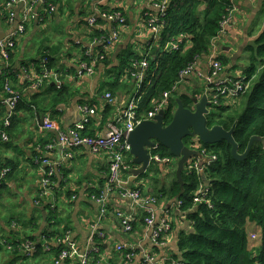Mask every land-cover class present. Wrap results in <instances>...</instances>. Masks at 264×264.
Listing matches in <instances>:
<instances>
[{"label":"crops","instance_id":"0c3cea01","mask_svg":"<svg viewBox=\"0 0 264 264\" xmlns=\"http://www.w3.org/2000/svg\"><path fill=\"white\" fill-rule=\"evenodd\" d=\"M5 1L0 0V41L7 39L15 28V22H9L7 19ZM24 1L29 4L31 0ZM55 5L56 10L48 11L47 14L44 12L39 21L29 22L24 33L17 37L12 58L15 62L12 71L15 74L10 73L11 75L5 78V82H9L18 90L33 108L30 110L27 106H21L18 111L15 110L14 127L8 132V140L0 139V168L4 167L7 161L12 162L9 166L11 173L6 176L0 187V237L22 240L29 233L36 236L35 241L38 243L45 241L43 231L46 228L48 210L43 204L47 201L56 207L55 220L58 226L56 223L55 226L61 233H69L71 239L81 248L89 243L99 246L95 263L122 264L121 252L116 250L118 244L133 247L136 260L141 259L145 253H153L156 258L164 261L165 258L178 254L179 235L193 231L192 222L177 205V198L161 196L155 188L161 184L169 185L174 165L151 164L150 171L137 177L132 174L133 166L131 172H126L125 185L128 188H136L142 194L156 199L150 204L155 219L167 215L171 222L170 229L164 236L165 245L156 247L151 242L149 230L138 218L142 212L135 214L132 231L124 230L118 212L120 211L122 216L130 215L137 208L130 198L120 197L116 190L108 193L107 212L100 218V205L91 195L104 193L109 167L108 156L104 152H92L87 146L61 150L57 131L42 128L43 119L40 118L41 115L49 116L57 122L60 130L66 131L82 119L83 114L79 106L87 105L94 108L95 112L89 115L85 133L90 136L105 133L108 123L120 110L125 109L135 94V78L127 75L124 69L136 67L135 61L154 56L162 46L155 38L157 35H154L145 22V15L157 13L155 0H56ZM23 7V3L15 7L17 19ZM107 10H117L124 16L125 25L119 27V39L107 51L104 58L107 62H98L90 75L78 74V65L83 53L88 48H96L92 46L95 32L109 34L115 27L114 22L101 16ZM92 18L95 19L93 24L90 23ZM263 28L264 0H238L237 10L230 25L223 33L211 39L213 45L210 54L215 52L216 55L223 54L230 59L229 64L222 66L220 77L236 76L241 72L245 64L240 60L247 57L248 47L253 44ZM41 44L49 46L48 53L54 59L51 71L58 74L61 83L71 86L72 89L66 102L53 107L44 104L47 102L45 100L48 93L44 92L43 88H35L32 85L35 78L32 74H38L33 61L38 57ZM165 45L172 44L168 42ZM128 52H133L135 57H130L129 66L119 71L120 60L125 58ZM211 55L197 57L195 66L200 75L186 77L177 85L175 94H190L199 87H202L204 93L208 91L205 78L210 68ZM20 60L27 62V65L20 64ZM8 63L0 55V70L7 67ZM118 71L120 75L115 80L114 75ZM27 72H30V75H24ZM106 92L114 96L113 103L103 98ZM41 93L44 95H40ZM4 96V90L0 86V99ZM6 111L5 106L0 107V114L4 113L0 116V122ZM39 159H47V164H42ZM50 166L55 168L53 190L48 197H40L39 181L42 171ZM202 182L203 186H206L203 179ZM40 200H43L41 204ZM21 218H31L32 225L35 226L23 228L17 222ZM97 232H101L103 236H98ZM41 243L37 249L30 252L14 247L12 251L1 249L0 264H54L55 255L52 251L56 244L52 241L48 245ZM94 257L92 256V259ZM63 264L75 262L68 260Z\"/></svg>","mask_w":264,"mask_h":264},{"label":"trees","instance_id":"16d2710c","mask_svg":"<svg viewBox=\"0 0 264 264\" xmlns=\"http://www.w3.org/2000/svg\"><path fill=\"white\" fill-rule=\"evenodd\" d=\"M55 3L56 0H43L38 4L37 9H35H39L38 17L34 21H39L44 12L47 14L52 6H55L56 10ZM229 5V0L168 1L166 22L161 29L159 41L162 46H160V50L155 52L154 56L147 57L148 65L142 71L143 78L138 93L137 117L146 115L154 104L162 100L164 92L169 91L178 80V72L182 68L195 62L197 57L210 56L211 39L218 33L219 23L226 15V9ZM101 35L104 34L95 32V38ZM172 40L177 47L169 48V45H165ZM15 46L8 49V66L0 70L2 90H4L5 78L15 74L12 71L15 63L12 61ZM48 48L49 46L44 44L38 48V57L33 61L36 70H38L37 73L42 69L41 63L44 57L48 59V68L51 69L52 63H54V59L48 53ZM99 49L97 50L99 51ZM92 57L93 54L83 53L80 62L89 63ZM130 57H135L133 52H128L125 58L120 60L119 71L129 66ZM214 59L219 61L223 67L230 62V59L223 54L217 55ZM100 62H107V60L104 59ZM19 63L27 65V62L22 60ZM125 70L127 75H131L132 72L136 71V67L131 66ZM119 71L114 75L115 80L120 75ZM239 77H244V80L249 83L248 90L234 102L224 103L221 99L218 105H213L207 115V125L208 127L220 125L225 130L233 129L232 137L237 144V152L243 154L252 136L264 139V28L253 44L248 47L247 65L242 68ZM254 77L256 79L252 82ZM40 88L48 93L45 100L47 102L44 104H49L50 107L66 102L72 93L71 86L64 83H60V86L57 87V84L49 81ZM196 94H199L196 89L190 94H175L174 91L164 109L163 124L167 125L171 121L173 110L176 107V98L180 99L185 107H188L190 97ZM40 95H44V93ZM30 105V102L21 97L15 110L18 111L21 106H27L32 110L33 107ZM239 105H242V108L238 111ZM34 108L36 109V107ZM15 118L14 115L11 118V124L7 127L2 126L1 121L0 131L4 130L8 135V132L14 127ZM183 142L187 144L188 137L184 138ZM202 145L210 154L216 156L203 168L204 181L208 182L205 188L199 173L184 169L181 172L183 192L180 194L181 187L175 174L176 164L171 169L169 185L161 184L155 187L161 196L177 198L181 202L179 209L186 213L193 227L191 233L179 235L177 239L178 254L167 257L163 263L264 264V149L262 142L254 141L246 157L242 160L233 158L231 145L225 140L215 144L202 143ZM158 151L162 156H171L168 149L161 144ZM126 163L130 167L134 166L130 154L127 155ZM11 164V161H7L0 170L9 168ZM11 170L9 168L6 176L10 175ZM52 180H54V175ZM201 186L204 190L202 193H197ZM197 198L204 201L198 202L195 200ZM43 200L45 201V199ZM42 201L40 200V204ZM45 202L43 206L48 211L46 228L43 233L45 242L49 244L52 239L61 238L67 232L61 233L57 229L56 207L50 202ZM144 216L142 212L138 217L142 223ZM17 222L23 228L29 225L35 226L32 225L31 218H21ZM134 225L135 222L133 221L132 228ZM250 225H252L251 228H248L247 226ZM252 233L256 234L255 239L250 237ZM1 238L9 241L12 244V249L13 247L19 249L22 243L35 241L36 236L27 233L22 240H11L5 236ZM257 240L258 243H256ZM1 249L4 248L0 246ZM39 250L42 249L39 248ZM52 252L56 257L58 247ZM95 255L96 253L93 254V257ZM96 256L90 264H98L95 263Z\"/></svg>","mask_w":264,"mask_h":264},{"label":"built area","instance_id":"2783aa9c","mask_svg":"<svg viewBox=\"0 0 264 264\" xmlns=\"http://www.w3.org/2000/svg\"><path fill=\"white\" fill-rule=\"evenodd\" d=\"M169 0H155V6L157 8V13L145 15V22L147 26L151 29L155 38L160 41L161 29L164 27L167 16V6ZM230 5L226 9V15L222 18L219 23L218 35L223 33L225 28L230 25L233 20V15L237 10V3L235 0H229ZM43 2V0H31L29 4H25L24 0H7L4 3V9L7 14V19L9 22H15L14 31L8 36L4 41H0V55L5 61L8 59V49L14 46V43L19 35L25 31L26 23L37 19L36 6ZM20 3L24 4L22 13L18 19L15 14V7ZM55 6L50 8L49 12L54 11ZM101 16L115 23V27L111 30L109 34L101 35L95 38L92 42V46L96 48L94 50L87 49L85 54H93L92 59L89 63L80 62L78 65V74L90 75L94 72V68L98 62L105 58L107 51H109L119 39V27L124 25L125 19L121 12L117 10H107L104 11ZM94 18L90 19V23L93 24ZM213 37L212 39H214ZM211 45L213 43L211 42ZM173 47H177L174 43ZM100 48V49H99ZM99 49V51L97 50ZM211 55V54H210ZM216 53L212 52L211 57H209V71L205 80L208 84V91L206 90V95L211 106L218 105L220 100L224 103L234 102L239 96L244 94L248 88L249 83L244 80V77L239 76H223L220 77V71L222 65L219 61L215 60ZM47 58L42 59V69L38 74H32L35 77L32 80V85L35 88H40L45 82L53 81L60 86L61 80L56 72L51 71L47 67ZM134 65L141 68L140 72L134 71L131 73V77L135 78V94L131 97L127 103L125 109L120 110L118 114L113 118L111 122L108 123L107 129L103 135L90 136L85 133L86 125L89 122V115L95 112L94 108L87 105L79 106L83 117L78 122L75 123L73 127L62 131L59 129L57 122L51 119L49 116H45L42 120V128L47 130H56L58 135V145L61 150L67 151L71 148H76L80 146H87L90 151L98 153L104 152L109 159L107 184L104 188V193L101 195H91L100 205V218L104 217L107 212V195L111 190H116L120 197L130 198L137 208L130 215H123L119 211L118 215L121 216V223L126 232L132 231V222L135 220V214L137 212L144 213L143 224L149 230V237L151 242L156 247H163L165 245L164 236L169 231L171 222L167 215L163 218L156 220L154 215V210L150 207V204L154 203L156 199L154 197L144 195L136 188H128L125 185L126 172L131 171V168L126 163L127 155L130 154V144L127 140L129 133L135 128V126L142 120L153 119L159 111L164 110L168 103L169 97L176 90L177 85L180 84L186 77L191 75L199 76L200 73L197 72L195 62L186 65L178 72V80L172 86L169 91H165L161 101L154 104L153 108L149 110L146 115L137 117V108L139 103V89L142 82V71L147 67V56L143 57L140 61H135ZM24 75H30V72ZM239 77V78H238ZM5 96L0 99V107L5 106L7 111L2 120V126H9L10 120L14 114L17 103L21 100V93L13 88L9 82H5L3 85ZM103 98L110 103L115 101L114 96L110 92L103 94ZM0 137L2 140H8L7 133L2 130L0 131ZM188 147L197 150L201 157L193 156L188 159L184 169L194 170L197 173L203 172L205 164L213 161L216 156L210 154L208 150L202 147L201 141L197 137H191L188 141ZM150 154L151 164L161 163L166 166L172 164L173 157L162 156L158 149L159 143L154 142L152 146L148 147ZM42 164H47V159H39ZM132 160V157H131ZM202 160V161H201ZM9 172V168H3L0 170V186L4 182L6 175ZM55 174V168L53 166L48 167L42 171V175L39 181L40 186V197H48L54 186V180H52ZM206 186H204L205 188ZM204 188L201 186L197 193H202ZM198 202L204 201L201 198L195 199ZM207 202V201H205ZM181 202L177 201V205ZM98 236H103L101 232H97ZM251 238H256V234L252 233ZM91 240L93 238L91 237ZM58 247V253L55 257L54 264H63L65 261H74L75 264H90L92 256L98 253L99 246L94 243H89L84 248H81L73 241L69 233H65L63 237H58L51 240ZM41 243V242H40ZM38 241H26L20 245L19 250H24L26 252L33 251L37 249ZM41 244L48 245L45 241ZM0 246L4 249L11 250L12 244L4 238L0 237ZM48 248V246H46ZM116 250L121 252V263L122 264H161L164 261L156 258L153 253H145L141 259L136 260V252L133 247L125 244L116 245ZM166 259V258H165ZM164 259V260H165Z\"/></svg>","mask_w":264,"mask_h":264},{"label":"water","instance_id":"95a60500","mask_svg":"<svg viewBox=\"0 0 264 264\" xmlns=\"http://www.w3.org/2000/svg\"><path fill=\"white\" fill-rule=\"evenodd\" d=\"M136 70L140 72L141 68L137 67ZM175 102L176 107L173 110L171 121L167 125L163 124L164 111L161 110L153 119L139 122L129 133L127 140L130 144L131 161L134 164L132 174L135 177L145 173L148 166L151 165L148 147L152 146L154 142L167 148L170 155L177 158L175 174L180 183V194L183 192L181 172L184 170L188 159L193 156L201 157L197 150L189 148L183 142L184 138L197 137L206 144H215L225 140L230 143L231 154L236 160H242L246 157L254 141H261L264 149V139L252 136L246 151L239 154L237 144L232 137L233 129L225 130L220 125L208 127L207 115L213 107L208 101L206 93L191 96L188 107H185L178 98L175 99ZM43 117V115L40 116L41 120ZM200 176L203 180L205 179L203 172L200 173ZM205 183L208 185L207 181Z\"/></svg>","mask_w":264,"mask_h":264},{"label":"rangeland","instance_id":"374dc122","mask_svg":"<svg viewBox=\"0 0 264 264\" xmlns=\"http://www.w3.org/2000/svg\"><path fill=\"white\" fill-rule=\"evenodd\" d=\"M235 2L237 3L238 0H235ZM170 43L173 45L175 42L172 41V42H170ZM244 57H245V56H244ZM240 62L244 63V64H245L244 66H246V65H247V57H246V58H243L242 60H240ZM241 71H242V69H241ZM238 75H241V72H240ZM255 79H256V77H254V79L252 80V82H254ZM196 91H198V93H203V92H204L203 89H202V87H199L198 89H196ZM241 108H242V105H239V106L237 107V110L239 111V110H241ZM175 163H177V158H176V157H173L172 164L175 165ZM150 169H151V166H148L146 172H147V171H150ZM251 226H252V225L247 226V227H248V228H251ZM249 241H251V240L249 239ZM251 242H252V241H251ZM256 243H258V240L256 241ZM18 264H35V263H18ZM36 264H38V263H36Z\"/></svg>","mask_w":264,"mask_h":264},{"label":"bare ground","instance_id":"6f19581e","mask_svg":"<svg viewBox=\"0 0 264 264\" xmlns=\"http://www.w3.org/2000/svg\"><path fill=\"white\" fill-rule=\"evenodd\" d=\"M124 25H125V24H124ZM217 35H218V34H216L215 36H217ZM215 36H214V37H215ZM172 41H173V40H172ZM172 41H171V42H172ZM14 45H15V44H14ZM173 46H174V44H173V45H170L169 48H171V47H173ZM238 76H241V75H238ZM163 111H164V110H163ZM156 115H157V114H156ZM156 115H155V116H156ZM189 138H191V137H188V141H189ZM201 143H202V142H201ZM159 145H160V144H159ZM186 145L188 146V142H187ZM202 147H203V145H202ZM171 156H172V155H171ZM171 156H170V157H171ZM168 157H169V156H168ZM172 161H173V159H172ZM47 234H48V233H47ZM250 237H251V234H250ZM51 239H52V238H51Z\"/></svg>","mask_w":264,"mask_h":264}]
</instances>
